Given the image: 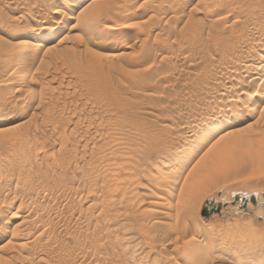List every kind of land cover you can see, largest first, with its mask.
Listing matches in <instances>:
<instances>
[{
  "label": "rangeland",
  "instance_id": "1",
  "mask_svg": "<svg viewBox=\"0 0 264 264\" xmlns=\"http://www.w3.org/2000/svg\"><path fill=\"white\" fill-rule=\"evenodd\" d=\"M59 2L0 0V264H264V0ZM216 163L178 228L157 172Z\"/></svg>",
  "mask_w": 264,
  "mask_h": 264
},
{
  "label": "bare ground",
  "instance_id": "2",
  "mask_svg": "<svg viewBox=\"0 0 264 264\" xmlns=\"http://www.w3.org/2000/svg\"><path fill=\"white\" fill-rule=\"evenodd\" d=\"M61 2H62V0H60ZM65 1V0H64ZM67 1H69V0H67ZM71 1V0H70ZM57 1H52L51 3H56ZM61 2H59V3H61ZM64 4H65V2H63ZM66 3H68V2H66ZM68 6V5H67ZM53 7V6H52ZM51 10V12L55 15V14H57L58 13V10L57 9H50ZM53 10V11H52ZM51 13V15H53ZM61 13V12H60ZM50 14V13H49ZM88 14V13H87ZM50 15V16H51ZM53 15V16H54ZM57 16V15H56ZM52 17V16H51ZM93 16H90V18H92ZM93 18H95V17H93ZM45 19V18H44ZM43 19V20H44ZM52 19V18H51ZM50 19V20H51ZM87 19V18H86ZM43 20H41L39 23L40 24H42L41 25V27H43L44 26V24H45V20L43 21ZM88 20V19H87ZM89 20H91V19H89ZM50 22V21H49ZM48 23V22H47ZM50 25V24H49ZM56 27V26H55ZM104 29H106V28H104ZM50 30V29H49ZM54 37V36H53ZM23 42V41H22ZM37 42V41H36ZM45 44V43H44ZM28 45V44H27ZM27 45H25V44H19V47L17 48V50L19 51V53H22V52H24L25 50L27 51L28 49H27V47H29V45L27 46ZM31 45V44H30ZM34 45V44H33ZM39 45H41V43H39ZM36 47V46H35ZM34 46L33 47H31V48H35ZM38 47V46H37ZM40 47V46H39ZM42 47V46H41ZM38 49V48H37ZM39 50H40V48H39ZM38 50V51H39ZM36 51V50H35ZM37 52V51H36ZM19 53H16V55L17 54H19ZM257 53V52H256ZM249 55V54H248ZM258 55V54H257ZM247 56V55H246ZM249 57V56H248ZM247 57V58H248ZM250 57H252V56H250ZM246 59V58H245ZM254 59H257L256 58V54H255V56L254 57H252V60H250L251 62H246V63H244L245 62V60H244V62L242 63L241 61H240V64L242 63L243 64V70L244 71H247V72H253V75H252V77L249 79V82L250 83H255V82H259V81H261V80H263V78H264V73H262V71H264V56L262 57L261 56V58L259 59V60H257L256 62H254ZM239 60V59H238ZM233 61H234V63H233ZM232 61V63L233 64H236L235 63V61L236 60H233ZM239 63V62H238ZM237 65V64H236ZM238 69V68H237ZM13 70L15 71V69L13 68ZM243 70H241V71H243ZM12 71V70H11ZM18 72V71H17ZM237 72V71H236ZM246 73V72H245ZM15 74V73H14ZM237 75H239V73L237 74ZM236 76V75H235ZM240 81V80H239ZM264 81V80H263ZM241 82V81H240ZM248 82V83H249ZM250 83L248 84L249 86H250ZM264 83V82H263ZM260 85H262L261 83H260ZM264 85V84H263ZM248 89V88H247ZM244 94H248L247 92L245 93V90H244ZM218 99V98H217ZM236 99V98H235ZM237 100H238V98H237ZM215 101V100H214ZM219 101V100H218ZM233 101H234V99H233ZM239 101V100H238ZM215 102H217V100L215 101ZM237 102V101H236ZM246 108V107H245ZM249 108V107H248ZM239 108H237V110H238ZM247 109V108H246ZM253 108H249L248 110H252ZM236 110V111H237ZM2 111V110H1ZM235 111V112H236ZM241 111H242V109H241ZM240 111V112H241ZM245 111V110H244ZM249 111V112H250ZM232 112H234V111H232ZM246 112V111H245ZM237 113H238V111H237ZM237 113H236V115H237ZM244 113V112H243ZM247 113V112H246ZM251 113V112H250ZM233 114V113H232ZM241 114V113H240ZM245 114V113H244ZM235 115V116H236ZM239 115V114H238ZM233 116V115H232ZM234 116V117H235ZM245 116H247V114L245 115ZM252 116V115H251ZM239 117H240V119H241V117H242V115H239ZM249 117H250V115H249ZM242 119H244L243 117H242ZM241 119V120H242ZM251 119V118H250ZM250 119H248L247 118V120H250ZM252 120V119H251ZM254 120V119H253ZM240 121V120H239ZM243 121V120H242ZM236 123V122H235ZM249 123V122H248ZM194 124V123H193ZM195 126V125H194ZM193 126V127H194ZM204 130V129H203ZM191 131V130H190ZM193 131V130H192ZM162 163V166L164 165H166L165 163L166 162H161ZM160 163V164H161ZM105 165L107 164V163H104ZM168 164V163H167ZM109 165V164H108ZM107 166V165H106ZM106 166H104L103 165V167H105L106 169H108ZM160 166V165H159ZM167 166V165H166ZM102 167V168H103ZM109 167V166H108ZM161 167V166H160ZM160 167H158V168H160ZM223 164H221V163H216V164H212L211 166H208V167H204L203 168V170H202V172L200 173V174H198V175H194V174H190V175H188V176H186V178L184 179V182H183V184H182V186L181 187H179L178 189L177 188H175L174 186H175V182H176V180H175V178H174V180H175V182H173L174 180H173V178H170L171 176L170 175H166L165 176V174L164 173H162L161 172V170H160V172L158 173L157 171V174H158V179H156L157 180V182L155 183V184H153V186H154V188H155V190H157V191H160V189L161 190H165V192H166V194H167V196H171V197H173V199H172V201H171V203H167V204H165V205H162V206H164V207H166V209L164 210V209H161V210H159V212L161 213V214H163L164 216H172V215H174L175 216V220L178 222L176 225L178 226V224H182V225H184V227L186 226V225H188V224H190V223H188L187 224V222H190V220L188 221L186 218H188V217H184V214H186L188 211H190V209L191 208H193V209H195L197 212L199 211V209H200V203H195V200L198 198V197H200V195L201 194H203L202 192H203V189H204V187L207 185V184H205L206 183V181L208 180L207 178L208 177H210V176H214V175H216L217 173H219V172H222L223 171ZM104 168V169H105ZM112 168V167H111ZM166 168V167H165ZM103 169V170H104ZM157 170V169H156ZM37 172H39V170H36ZM174 173V172H173ZM164 174V175H163ZM172 174V173H171ZM222 174V173H221ZM220 174V175H221ZM174 176H176V175H174ZM172 177H173V175H172ZM107 182H108V180H107ZM109 183V182H108ZM172 183H174V184H172ZM168 187V188H167ZM171 187V188H170ZM109 190L111 191V189L109 188ZM108 190V191H109ZM126 190V189H125ZM87 191V190H86ZM90 191V190H89ZM116 192L117 190H114L113 189V191H112V193L111 194H113V192ZM124 191V190H123ZM125 192V191H124ZM85 193V192H84ZM93 193V192H92ZM108 193V195H110L109 194V192H107ZM143 193V192H142ZM91 192H86V195H87V198H89L91 195ZM104 194H106V193H104ZM152 196H157L156 195V192L155 191H153L152 193ZM248 194H250V193H248ZM16 195V194H15ZM94 194H92V196H93ZM108 195L106 194L105 196H107L108 197ZM91 196V197H92ZM104 196V195H103ZM103 197V199L104 198H107V197ZM241 196L242 197H245V199H246V204L248 203V201H250V196L248 197V195H247V198H246V195L245 196H243L242 194H241ZM258 196V195H257ZM18 197V196H17ZM86 197V196H85ZM86 198V199H87ZM85 200V199H84ZM88 200V199H87ZM106 200H108V199H106ZM241 199H239V201H240ZM5 201V200H4ZM9 201H12V200H9ZM105 201V200H104ZM109 201V200H108ZM108 201H105L106 203H108ZM153 201V200H152ZM238 201V200H237ZM111 202V201H110ZM153 202H155V201H153ZM251 202V201H250ZM257 202V201H256ZM103 204H104V202H103ZM109 205V204H108ZM216 205V203H214L212 206H215ZM217 206V205H216ZM23 207V206H22ZM35 208V207H34ZM89 208V207H88ZM28 210V209H27ZM32 211V210H31ZM173 211V212H172ZM1 212V211H0ZM28 212H30V211H28ZM4 214V213H3ZM3 214H1V215H3ZM18 215V214H17ZM26 215L29 217V215L26 213ZM16 216V215H15ZM19 216V215H18ZM26 216V217H27ZM0 218H1V216H0ZM26 219V218H25ZM40 219V218H39ZM184 219H186L187 221H185ZM0 220H3L2 218L0 219ZM6 221V220H5ZM4 221V222H5ZM27 221H29V220H27ZM3 222V223H4ZM8 222V221H7ZM15 222H17V221H15ZM19 222V221H18ZM22 222H24V221H22ZM21 221L19 222V224L18 223H16L15 224V226H17V228H18V225H19V229H20V226L22 227V225L24 224V223H22ZM26 222V221H25ZM157 222H159V221H157ZM201 221H199L198 223H195V227H194V230L192 231L194 234H195V236L196 235H198L199 237H201V238H203L204 239V237L205 238H207V237H210V236H212V235H215L217 232H218V234H219V232L221 233L222 231H224V228H221V227H216V226H214V225H205L204 223H200ZM21 223H22V225H21ZM5 224V223H4ZM163 224V223H162ZM167 224V223H166ZM169 224V223H168ZM167 226V225H166ZM170 226V225H169ZM181 226V225H180ZM219 226V225H218ZM221 226V225H220ZM226 226V225H225ZM26 227V226H25ZM182 227V226H181ZM188 227V226H187ZM1 228V227H0ZM3 228H4V226H3ZM178 228H179V226H178ZM2 229V228H1ZM19 229H18V231L17 232H19ZM251 229V228H250ZM23 230V229H22ZM44 230V229H43ZM249 230V229H248ZM257 230V229H256ZM259 230V229H258ZM261 230V229H260ZM12 231H14V230H12ZM21 231V230H20ZM236 231V230H235ZM235 231H233V232H235ZM225 232H226V230H225ZM228 233H226V234H229V231H227ZM256 232V231H255ZM254 232V233H255ZM42 233H44V232H42ZM223 233V232H222ZM249 233V232H248ZM251 233L252 232H250V236H251ZM263 233H264V229L263 230H261V231H258V235H260V236H262L263 235ZM14 234H16L15 232H14ZM20 234H22V233H20ZM20 234H19V236L18 237H20ZM193 234V235H194ZM226 234H224V235H226ZM220 235H222V234H220ZM238 235H239V232H238ZM257 235V234H256ZM256 235H254V239H252L253 237V235L251 236V237H249L248 235H247V237L246 238H243V243L241 244V246L239 245V253L238 254H241L242 256H244V254H246L247 255V253H251V251H256V249H258V251H259V248H260V246L262 245V244H264L263 242H260L261 243V245H259L260 243H259V240H255V237H256ZM0 236H2V235H0ZM264 236V235H263ZM198 237V238H199ZM214 237V236H213ZM212 237V238H213ZM218 237H221V236H218L217 235V237H215V238H218ZM222 237H223V235H222ZM240 237V236H239ZM249 237V238H248ZM1 238V237H0ZM21 238H23L22 236L20 237V239ZM196 237H194L193 239H195ZM197 238V239H198ZM196 239V240H197ZM203 239H198V240H202L203 241ZM208 239V238H207ZM235 239V235L234 236H229V240L230 241H232V240H234ZM238 239H240V238H238ZM211 240V239H210ZM205 241V240H204ZM208 241L209 240H207V243H208ZM214 241H217V240H214ZM219 241V240H218ZM221 241H222V239H221ZM220 241V242H221ZM228 241V240H227ZM210 242V241H209ZM211 242H213L212 240H211ZM219 242V244H221ZM237 242V241H236ZM15 243V242H14ZM214 243V242H213ZM231 243V242H230ZM233 243H234V241H233ZM17 244L18 243H16L15 245H16V247H17ZM215 244V243H214ZM224 244H226V241L224 242ZM223 244V245H224ZM232 244V243H231ZM213 245V244H212ZM217 245V244H216ZM229 245V244H228ZM18 246H22L21 245V243L18 245ZM226 246V245H225ZM224 246V247H225ZM264 246V245H263ZM213 247V246H212ZM215 247H217V246H215ZM218 247H220V246H218ZM226 247H228V246H226ZM230 247V246H229ZM263 248V247H262ZM15 249V248H14ZM17 249V248H16ZM220 250V249H219ZM257 251V252H258ZM237 252V251H236ZM254 253H256V252H254ZM253 253V254H254ZM237 255V254H236ZM249 255V254H248ZM23 256H26V255H23ZM22 256V257H23ZM28 256V255H27ZM189 256V255H188ZM253 256V255H252ZM245 257V256H244ZM259 257V256H258ZM28 258H30V256L28 257ZM255 258H257V257H255ZM260 258V257H259ZM261 258H263V257H261ZM26 260V258H22V260ZM225 259V258H224ZM257 260H260V259H258L257 258ZM263 260H264V258H263ZM226 261V260H225ZM257 262V261H256ZM254 263V262H253ZM258 263H259V261H258ZM222 264V263H221Z\"/></svg>",
  "mask_w": 264,
  "mask_h": 264
},
{
  "label": "water",
  "instance_id": "3",
  "mask_svg": "<svg viewBox=\"0 0 264 264\" xmlns=\"http://www.w3.org/2000/svg\"><path fill=\"white\" fill-rule=\"evenodd\" d=\"M239 199H241L243 202H244V207H245V205H246V199H245V197H242L241 196V194L239 193V194H235L234 195V200L235 201H237V200H239ZM250 201L252 202V203H256V196L255 195H251L250 196ZM214 204V201L213 200H211V201H206V205L208 206V205H213ZM220 207H221V205H220V203H218L217 204V210H219L220 209Z\"/></svg>",
  "mask_w": 264,
  "mask_h": 264
}]
</instances>
